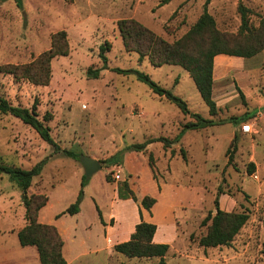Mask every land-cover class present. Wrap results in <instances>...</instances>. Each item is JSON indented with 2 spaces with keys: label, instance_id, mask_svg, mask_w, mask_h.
I'll return each instance as SVG.
<instances>
[{
  "label": "rangeland",
  "instance_id": "1",
  "mask_svg": "<svg viewBox=\"0 0 264 264\" xmlns=\"http://www.w3.org/2000/svg\"><path fill=\"white\" fill-rule=\"evenodd\" d=\"M21 2L20 8L16 0H0V100L29 109L36 103L42 121L47 114L52 116L44 122L61 149L80 158L89 156L103 165V170L87 178L80 160L55 152L33 128L0 112V164L30 170L45 161L41 176L34 178L27 195L49 198L40 218L69 232L67 257L96 249L83 264H156L158 258L130 259L102 249L106 245L104 223L111 226L115 218L114 236L123 242L142 222V201L149 196L157 204L154 219L144 210L145 220L159 227V235L172 247L167 264H264V51L247 59L229 55L215 58L213 97L218 112L212 116L187 71L172 65L154 67L148 59L141 61L137 53L126 50L118 29L121 20H135L174 43L207 10L217 30L235 46L245 40L240 32L239 7L249 10V24L258 28L264 18V0H171L162 6V0ZM60 32L67 34L69 55L52 61L48 85L15 78L3 69L36 62L51 49L53 37ZM107 42L111 44L108 69L99 79H91L88 70L102 68L100 47ZM113 69L147 74L184 100L191 113L222 124L188 130L171 148L153 143L141 153L127 151L116 165L107 164L128 146L159 137L174 140L184 125L193 121L174 103L155 95L136 74H118ZM246 125L251 126L250 133L243 131ZM250 164L255 166L254 173H250ZM125 180H129L137 201L119 198L118 185ZM0 190L5 194L0 196V207H5L9 194L15 196L11 212L23 226L24 206L17 203L18 198L23 200V190L6 174H0ZM81 191L79 216L68 214ZM217 198L222 210L246 211L250 220L230 247L205 249L199 246V239L208 231L202 223L217 213ZM5 220L0 218L1 230L7 227ZM15 244H19L17 236L0 233V249Z\"/></svg>",
  "mask_w": 264,
  "mask_h": 264
},
{
  "label": "trees",
  "instance_id": "2",
  "mask_svg": "<svg viewBox=\"0 0 264 264\" xmlns=\"http://www.w3.org/2000/svg\"><path fill=\"white\" fill-rule=\"evenodd\" d=\"M18 6L22 7L21 0H16ZM171 0H162L161 6L169 3ZM197 1V0H186ZM241 13L242 26L241 34L245 40L237 43L235 46L230 45L228 36L221 34L216 27L214 18L205 10L198 22L191 30L181 39L174 43H169L160 36L156 35L150 29L135 20H121L118 23V29L127 51L135 52L139 55L140 60L148 59L154 67H162L164 65L179 66L187 71L195 83L203 101L210 108V113L215 116L218 112L217 104L213 97L214 89V60L219 55H229L241 58H252L264 51V18L261 19L258 28H253L249 24V10L244 6L239 7ZM111 50V44L107 42L100 47V58L103 62L101 69L88 70V77L91 79H99L101 72L108 69L107 53ZM69 55V42L66 32L57 33L53 37L52 47L49 51L43 53L39 59L29 65L22 66H5L8 72L15 78H26L36 85H48L52 76L51 63L57 57H66ZM118 74L128 75L134 73L139 81L149 86L152 92L166 98L174 103L185 116H190L193 121L184 125L182 131L174 140L159 137L150 139L142 144H134L120 151L116 156L107 160V164H118L119 157L127 151L144 152L148 146L153 143H163L166 149L171 148L175 143H180L186 131H199L206 128L221 125L214 120L205 119L200 114L191 113L187 103L181 98L175 96L171 91L162 88L155 83L147 74L137 70L113 69ZM240 95L244 97L240 88H237ZM0 112L9 114L20 119L25 125L33 128L39 136L49 145L54 147L55 152H62L66 156L75 160H80V155L61 149L53 140L50 128L45 125L52 119L47 114L42 121L37 113V105L29 108L13 106L5 100H0ZM236 149V146L235 148ZM230 149L228 150V153ZM186 153L183 157L186 160ZM229 157V163L232 161ZM151 165L153 158L150 159ZM45 161L40 162L30 170L9 164H0V174H6L10 180L15 182L24 192L23 206L25 208V219L27 225L18 231V239L22 247H36L39 253L41 264H67L63 254L65 242L58 230L52 224H44L39 221V214L49 202L46 195L28 196L27 192L33 185L35 177L42 174ZM102 164V162H101ZM250 173H254V164H250ZM110 182H113L109 177ZM86 178H84L82 187H85ZM118 196L121 200L137 201V196L130 186L129 180H125L118 185ZM83 191L80 192L77 201L70 206L67 213L77 215L81 211V201ZM157 204V200L152 197H145L142 201L144 210L151 212L152 208ZM215 215H209L202 223L203 227H207V233L199 239V246L205 249L230 247L235 238L240 234L242 229L250 220V214L243 212H226L219 206V199H216ZM142 217V210H140ZM158 227L155 224L142 222L135 227L128 242L118 244L114 247V251L122 254L130 259H152L158 258L156 264H167L166 256L169 253L170 246L168 244H155L154 236ZM264 257V246L262 250Z\"/></svg>",
  "mask_w": 264,
  "mask_h": 264
},
{
  "label": "crops",
  "instance_id": "3",
  "mask_svg": "<svg viewBox=\"0 0 264 264\" xmlns=\"http://www.w3.org/2000/svg\"><path fill=\"white\" fill-rule=\"evenodd\" d=\"M176 159V158H175ZM175 159H173L172 161H174ZM171 161V162H172ZM165 188H163L162 190L166 189V184L163 185ZM5 195L3 193L2 190H0V196ZM20 197V196H19ZM6 199V198H5ZM7 204H5V207H0V218L1 219H6V223H7V227L3 230L0 229V233L4 234V235H15L18 238V231L20 229H22L23 227H25L27 225V221L25 219V208H24V215L21 217L22 218V222H23V226H19L16 223V217L15 215L12 214V209L14 208L15 204H16V199L15 196L12 195H8L7 198ZM128 201V200H127ZM17 203L20 205H23V202L21 201V199L18 198ZM156 206V205H155ZM46 208V207H45ZM44 208V209H45ZM43 210V209H42ZM41 210V211H42ZM174 211V209H172ZM41 213V212H40ZM154 213V207L151 210V212H149V215L154 219L153 216ZM80 214V213H79ZM79 214H77V216H79ZM115 218L111 219V226L108 224V222H105V226H104V237H105V247H103L102 249L105 251H110L111 253H113L114 251V247L118 244L121 243H125L128 242L131 239L132 234L135 232V227L136 225H138V223L135 225L134 229L131 230L130 232L127 233V236L124 238V240L121 241H117L119 239L118 236H114L117 232L114 231V227L117 224L116 222H114ZM142 220L144 222H146L145 220V212L144 210H142ZM39 221L41 223H44L41 218H40V214H39ZM44 224H48V223H44ZM64 242H65V246L63 249V254L64 257L67 261V264H83L82 261L83 259H85L88 256L93 255V253H97V250L95 249L93 252H87L85 251H81V252H76L74 255H66V249H68L67 246V239L66 236H70L68 231H64L62 228L57 227ZM79 228V225H75L74 227V232H76ZM68 234V235H67ZM4 237V236H3ZM114 240H113V239ZM19 241V239H18ZM116 242V243H115ZM153 242L155 244H165L167 242L164 241V237L159 235V227L157 229V232L154 236ZM8 249H0V264H41L40 263V258H39V253L36 247H22L19 244H15L13 247H7ZM172 250V247L170 246V250L169 252Z\"/></svg>",
  "mask_w": 264,
  "mask_h": 264
},
{
  "label": "water",
  "instance_id": "4",
  "mask_svg": "<svg viewBox=\"0 0 264 264\" xmlns=\"http://www.w3.org/2000/svg\"><path fill=\"white\" fill-rule=\"evenodd\" d=\"M80 161L85 169L87 178H91L94 174L103 170L101 162L89 156H81Z\"/></svg>",
  "mask_w": 264,
  "mask_h": 264
},
{
  "label": "built area",
  "instance_id": "5",
  "mask_svg": "<svg viewBox=\"0 0 264 264\" xmlns=\"http://www.w3.org/2000/svg\"><path fill=\"white\" fill-rule=\"evenodd\" d=\"M243 131H244L245 133H250V132H251V126H250V125H246V126H244V127H243Z\"/></svg>",
  "mask_w": 264,
  "mask_h": 264
}]
</instances>
